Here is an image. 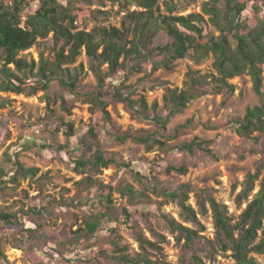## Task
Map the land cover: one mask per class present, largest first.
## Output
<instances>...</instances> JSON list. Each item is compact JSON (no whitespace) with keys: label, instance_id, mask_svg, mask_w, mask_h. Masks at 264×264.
<instances>
[{"label":"rangeland","instance_id":"1","mask_svg":"<svg viewBox=\"0 0 264 264\" xmlns=\"http://www.w3.org/2000/svg\"><path fill=\"white\" fill-rule=\"evenodd\" d=\"M40 1L42 0H30V7L26 8L24 15L34 12ZM59 1L63 4L68 2ZM206 1L173 0L177 6L175 13L202 14ZM75 2L84 14L83 23L79 26L88 31L97 24L121 27L126 14L112 0ZM160 5L162 13L169 14L164 0L160 1ZM98 9L111 13L107 21L97 22L91 17V12ZM129 9L133 11L139 8L133 4ZM205 19L202 25L204 34L218 37L219 30L209 21L208 16ZM243 19L252 26L264 20V0H250ZM39 41L31 49L21 52L20 57L38 63L43 56L45 60L54 62L53 34ZM171 42L166 30L161 29L151 47H162ZM193 53L191 50L190 55ZM212 56H206L200 61L187 56L177 60L171 71L154 70L152 63L144 60L140 72L127 77L121 72L109 78L107 91L103 93L102 99L108 102L110 119H105L100 111L92 113V104L86 100V95H96L98 81L91 71V60L85 51L74 63L64 66L69 67L72 72L76 68L81 70L76 94H71L68 89L56 83L47 95L44 91L30 96L0 92V169L4 173L0 183V210L15 214L21 223L12 226L0 221V244H3L4 253L11 263L70 264L60 257L53 261L47 255L58 250L72 259L71 264H88L89 257L98 255L100 251L111 256L103 260V264H117L112 259L113 251L107 245L112 236L109 230L117 229L120 235L118 244L121 247L127 246L128 252L136 255L140 247L130 230V225L135 224L147 239L161 245V251H149L153 260L180 264L182 258L189 259L193 252L202 258L203 264H236L231 251L216 253L208 243L216 235L214 218L209 205L206 215L199 213L196 191L190 193L189 203L199 213L198 217L205 226V231L201 232L203 238L192 251L185 253L184 241L179 243L177 234L163 228L161 215L168 214L186 226L197 227L183 221L177 201L156 195L153 186L157 184L161 189L173 192L182 185L190 184L196 190L205 191L203 196H213L218 202L225 204L233 223L239 221L249 201L258 192L260 181L256 183L249 200L240 203L237 196L242 190V183L247 175L257 171L258 163L264 160L262 138L260 142L243 139L237 133L234 123L236 119H243L249 108L261 103L251 76L246 73L229 80L235 86L232 94L227 90L217 93L207 87L205 95L191 100L183 112L169 118L163 129L139 118L127 103L119 100L117 94L134 92V95H141L148 103L150 116H165L167 109L164 95L167 89H182L190 70L217 75ZM262 69L264 79V64ZM102 70L106 73L108 66L104 65ZM154 104H157V108L153 112L150 108ZM66 123L74 125L71 137H68ZM92 128L98 133V146L101 149L112 153L121 164L131 162L129 168L111 164L103 169L101 174L95 176L99 181L98 185H88L83 181L87 175L73 169L72 159L75 157L56 148L68 141L75 147L78 140ZM124 133H155L154 137L162 144H155L148 150L143 143L133 139L121 142L112 136ZM252 136L259 137L260 134ZM193 141L201 145L195 147L193 155L177 149L178 146ZM45 145L46 148L43 147ZM51 146L54 148H50ZM204 149L211 150L218 158L206 153ZM16 158L26 169L37 168V174L12 181ZM181 166L187 167V174L171 169ZM260 176V179L264 178V169ZM235 184L238 186L237 190L233 188ZM108 186L113 187L111 203L106 199L107 190L103 188ZM128 186H132L134 194L122 193L123 188ZM34 208L40 212L35 214L32 211ZM126 211L130 213V217ZM96 218L101 220L98 231L92 236L82 235L76 242H72L70 228L76 231L80 226L85 227L86 221H95ZM128 218L129 224L126 223ZM151 228L157 235L152 234ZM255 257L259 263L264 264V255L256 254Z\"/></svg>","mask_w":264,"mask_h":264},{"label":"trees","instance_id":"2","mask_svg":"<svg viewBox=\"0 0 264 264\" xmlns=\"http://www.w3.org/2000/svg\"><path fill=\"white\" fill-rule=\"evenodd\" d=\"M92 3V0H86ZM120 5V10H124L121 27L97 24L90 31L79 24L83 23L84 14L76 6L75 0H68L63 4L59 0H42L34 12L24 15L26 8L30 7V0H0V92H12L16 94L35 95L39 91L46 92V95L54 87V84L66 88L71 94L77 93L78 80L81 70L76 68L71 71L69 67H64L74 63L83 51L91 60V71L97 78L96 95H86V100L92 104L91 111L102 112L105 119H110L107 110L108 102L102 99L103 93L107 91L108 79L117 76L121 72L129 76L134 72L141 71V64L144 60L152 63L154 70L165 69L171 71L175 62L187 56L200 61L206 56L213 55L214 68L217 75L201 74L199 71L190 70L187 80L182 89L168 88L164 95L167 114L150 116L149 106L145 97L134 95L135 93H117L119 100L127 103L128 107L141 119L155 123L162 129L166 126L170 117L181 113L186 109L188 103L206 94L207 87H211L215 92L220 93L227 90L232 94L235 86L229 80L249 74L253 80L254 90L261 103L258 106L249 108L243 119H236L237 133L245 140H255L264 144V92H263V69L264 64V20L256 26L249 25L243 19V14L248 8L250 0H207L203 4L202 14H176L177 6L173 0H164L169 14L161 11V0H112ZM136 5L138 10H130V5ZM109 11L101 9L91 12V17L97 22L107 21L110 17ZM205 16L219 30L220 35L207 36L202 27L205 23ZM25 17V19H24ZM77 23V24H76ZM165 29L171 37L172 42L153 48V40L157 33ZM53 34V54L54 62H49L42 56L37 63L30 62L26 58L20 57L21 52L31 49L39 44L40 39H47ZM194 53L190 55V51ZM108 66V71L103 72L102 67ZM50 100L49 95L47 96ZM96 106V107H95ZM157 104L150 109L154 112ZM68 129V137L74 134L73 123L65 124ZM259 133V137H254ZM155 133L123 135L112 134L113 138L124 142L133 139L143 143L148 150L155 144H162L154 137ZM98 133L95 129H90L87 135L78 140L74 147L68 141L65 145H58L59 151L66 152L72 159L73 169L87 176L83 179L88 185H98L95 178L101 174L103 169L111 164H120L130 167L131 162L117 161L115 156L101 149L98 145ZM199 146L196 141L184 143L177 147L181 151L194 154L195 147ZM46 148V145L43 146ZM50 148H54L51 146ZM206 153L218 158L211 150L204 149ZM17 157V156H16ZM15 174L12 181H17L19 177H34L38 169H26L16 158ZM183 175L188 173L185 166L171 167ZM264 169V160L257 165L254 174L247 175V179L242 183V190L238 193L237 200L242 202L249 200L250 196L259 183V190L249 201L246 209L241 214L238 222L233 223V218L229 215L228 207L218 202L213 196L205 195V191L196 190L190 184L182 185L177 190L171 192L161 189L157 184L153 186L156 195L177 201L181 208V217L185 223H191L197 228L186 226L168 214L161 215L163 228L169 229L177 234L176 239L180 243L184 241L185 253L191 252L193 247L202 239L201 232L205 231V226L199 220L198 214L206 215L208 206L212 210L216 235L215 239L208 241L214 252L227 253L231 251L236 264H261L255 255H264V178L261 172ZM3 171L0 169V183H2ZM107 190L106 199L111 203L113 187H103ZM237 190V184L234 185ZM199 206V213L189 203L190 193L195 192ZM125 195L134 194L132 186L123 188ZM35 214L40 211L34 208ZM129 217L130 213L125 212ZM0 221L7 225L14 226L21 224L19 218L13 214L0 210ZM130 219H127L129 224ZM41 226V225H39ZM101 226V220L86 221L85 227H79L72 231V242H76L80 236H92ZM43 227V225H42ZM35 231L36 229H28ZM130 230L139 243L140 251L136 255H131L127 246L121 247L118 244L120 235L117 229H110L112 233L107 245L113 251L112 259L117 264H169L162 260H153L151 250H162L159 243L147 239L137 225L131 224ZM152 234L157 233L151 228ZM18 246V245H16ZM4 246L0 244V264L11 263L5 253ZM47 253L53 261L59 257L70 263L72 259L54 250ZM105 251H100L98 255L89 257L88 264H103V260L108 259ZM83 261V260H82ZM94 261L96 263H94ZM203 264L202 258L191 252L189 259L182 258L180 264Z\"/></svg>","mask_w":264,"mask_h":264}]
</instances>
